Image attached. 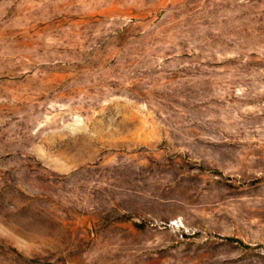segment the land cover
Segmentation results:
<instances>
[{
    "label": "rangeland",
    "instance_id": "374dc122",
    "mask_svg": "<svg viewBox=\"0 0 264 264\" xmlns=\"http://www.w3.org/2000/svg\"><path fill=\"white\" fill-rule=\"evenodd\" d=\"M0 264H264V0H0Z\"/></svg>",
    "mask_w": 264,
    "mask_h": 264
}]
</instances>
